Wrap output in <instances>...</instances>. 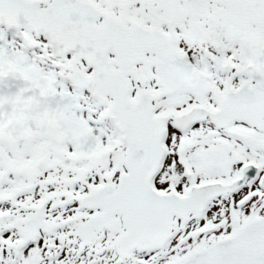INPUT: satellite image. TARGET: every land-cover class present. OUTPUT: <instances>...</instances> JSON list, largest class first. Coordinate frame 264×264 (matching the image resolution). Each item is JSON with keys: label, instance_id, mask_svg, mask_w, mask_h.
<instances>
[{"label": "snow or ice", "instance_id": "1", "mask_svg": "<svg viewBox=\"0 0 264 264\" xmlns=\"http://www.w3.org/2000/svg\"><path fill=\"white\" fill-rule=\"evenodd\" d=\"M0 264H264V0H0Z\"/></svg>", "mask_w": 264, "mask_h": 264}]
</instances>
